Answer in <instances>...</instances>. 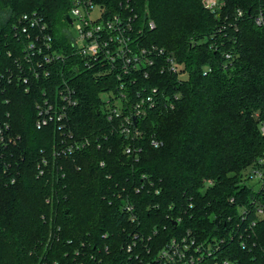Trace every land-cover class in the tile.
I'll return each mask as SVG.
<instances>
[{"label":"trees","instance_id":"obj_1","mask_svg":"<svg viewBox=\"0 0 264 264\" xmlns=\"http://www.w3.org/2000/svg\"><path fill=\"white\" fill-rule=\"evenodd\" d=\"M94 1L110 11L127 5L143 44L172 54L179 69L139 73L125 89L126 109L143 87L155 95L136 124L137 156L124 153L129 140L100 97L117 93L119 81L93 76L80 61L77 70L71 61L63 67L78 97L64 129L55 121L38 128L37 104L53 98L58 76L17 80L26 40L14 26L36 12L54 44L65 46L71 0H0V264H129L136 252L147 259L187 230L198 241L222 239L201 264H264V212L250 215L256 223L242 237L234 232L240 206L264 202L263 190L245 183L249 169L264 166V0H222L215 10L202 0ZM63 130L88 143L55 156Z\"/></svg>","mask_w":264,"mask_h":264},{"label":"built area","instance_id":"obj_2","mask_svg":"<svg viewBox=\"0 0 264 264\" xmlns=\"http://www.w3.org/2000/svg\"><path fill=\"white\" fill-rule=\"evenodd\" d=\"M205 8L215 10L222 5V0H202ZM126 6L117 11H110L104 5L94 0H71L69 15L71 19V27L75 33H70V38L65 46L55 45L54 39L49 32L47 22L42 16L33 13H24L20 16L19 22L14 26L15 34L19 38L26 40L23 46V57L20 62L19 71L16 75L17 80L22 83H28L29 75L34 78L47 77L50 81L58 76L56 93L51 99L50 96L44 95L41 104H37L38 119L36 126L47 125L50 121L58 122L59 129H64L66 121L69 118V109L71 106L78 104L76 96V88L70 83V77L63 72L64 65L71 61V68L77 70L79 61L82 67L87 71H91L95 77H107V80L115 76L117 83V93L111 89L103 90L100 97L104 101V112L109 120L116 118L118 124L115 126L118 132L123 135L129 142L124 147V153L137 156L141 151L134 141L142 136V131L137 128L136 124L139 118L145 113L147 107L156 104L155 95H144L146 87L142 88V92L138 91V99L129 103L127 108L128 96L125 89L133 85L137 80V74L142 73L144 77L150 75L152 69L158 68L160 72L167 70L169 72H177L179 64L172 54H167L164 50L156 45L146 46L143 44L142 27H136L134 16L127 13ZM238 15L241 11L238 10ZM257 23L262 22V16L255 18ZM148 27L152 28L154 23L149 20ZM229 56L228 54L226 55ZM78 60L74 62V60ZM159 59L163 64L159 67ZM25 63V66H23ZM61 64L60 68L56 67ZM14 72L9 74V80H12ZM151 91L156 94L157 88L153 87ZM175 98H177L175 96ZM116 99V103H113ZM170 107L173 106L169 102ZM5 123V128H8ZM65 131V130H63ZM264 134V124L261 126ZM2 127L0 126V133ZM63 135L67 139L61 140V146L54 150L55 156L60 154L70 155L79 146L88 143H80L75 140L70 130L65 131ZM151 144L154 147L162 145L159 139H152ZM260 166L264 164V160H259ZM47 160L42 159L38 164V175L44 173V167ZM100 165H104L101 161ZM246 181L252 182L247 184L254 190L259 187L264 194V166L253 167L247 171ZM13 181V179H12ZM205 183L212 184L211 179L205 180ZM255 184L258 188H255ZM264 202L257 198L252 200V206H240L239 212L242 222L236 224V232H240V237L248 228L255 225L256 219H250L252 213L261 215L264 212ZM125 209L132 211V205L126 204ZM131 218H134L131 213ZM247 223V224H246ZM137 237L136 235L134 238ZM198 241L189 230L182 234H178L170 238L156 253L149 255L144 259L139 252L134 254V261L129 264H201L206 257L211 256L219 248V243ZM242 247L246 246L244 238L240 241ZM145 245V244H144ZM136 247V240L126 246V251L132 253ZM149 251V250H147ZM217 264V261L215 262ZM228 264V261H223ZM108 264V263H105Z\"/></svg>","mask_w":264,"mask_h":264},{"label":"rangeland","instance_id":"obj_3","mask_svg":"<svg viewBox=\"0 0 264 264\" xmlns=\"http://www.w3.org/2000/svg\"><path fill=\"white\" fill-rule=\"evenodd\" d=\"M68 25H69V24H68ZM68 29H69V31H70L71 34H74V33H75L74 28L71 27L70 25L68 26ZM112 101H113V103H116V99H113ZM247 184H248V185H249V184H252V182L247 181ZM255 188H256V189L258 188V185H257V184H255Z\"/></svg>","mask_w":264,"mask_h":264},{"label":"water","instance_id":"obj_4","mask_svg":"<svg viewBox=\"0 0 264 264\" xmlns=\"http://www.w3.org/2000/svg\"><path fill=\"white\" fill-rule=\"evenodd\" d=\"M65 20L67 21L68 24H71V19L69 15H66Z\"/></svg>","mask_w":264,"mask_h":264}]
</instances>
